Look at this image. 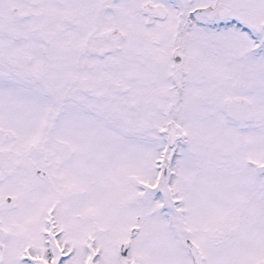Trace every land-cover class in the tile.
I'll list each match as a JSON object with an SVG mask.
<instances>
[{
  "label": "snow or ice",
  "instance_id": "snow-or-ice-1",
  "mask_svg": "<svg viewBox=\"0 0 264 264\" xmlns=\"http://www.w3.org/2000/svg\"><path fill=\"white\" fill-rule=\"evenodd\" d=\"M0 264H264V0H0Z\"/></svg>",
  "mask_w": 264,
  "mask_h": 264
}]
</instances>
